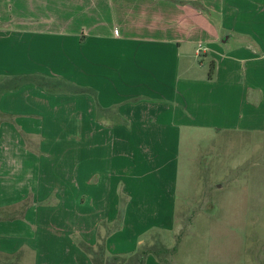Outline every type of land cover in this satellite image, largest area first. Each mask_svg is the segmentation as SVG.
Segmentation results:
<instances>
[{"label": "crops", "instance_id": "1", "mask_svg": "<svg viewBox=\"0 0 264 264\" xmlns=\"http://www.w3.org/2000/svg\"><path fill=\"white\" fill-rule=\"evenodd\" d=\"M227 3L0 0V264H94L79 242L130 259L177 235L180 132L211 116L200 103L212 87L241 96L242 125L263 122L248 94L264 95L252 78L264 65L237 80L255 51L205 14Z\"/></svg>", "mask_w": 264, "mask_h": 264}, {"label": "rangeland", "instance_id": "2", "mask_svg": "<svg viewBox=\"0 0 264 264\" xmlns=\"http://www.w3.org/2000/svg\"><path fill=\"white\" fill-rule=\"evenodd\" d=\"M226 1L227 5L205 14L215 20L212 23L216 28L232 23L236 29L231 37L232 44L235 47L247 45L255 51V57H247L245 63H240L241 69L237 66L234 69L236 79L243 82L244 71L251 66L264 65V0ZM226 15H232L233 20H222ZM241 30L252 31L258 37L251 33L245 37ZM257 38L260 45L256 43ZM228 47H225L226 53ZM226 55L230 57V64L231 57L237 53ZM204 63L198 68L208 74L212 62L205 60ZM252 78L257 84L262 82L264 85V75ZM240 87L248 88L241 84ZM230 91L228 88V97L223 98L219 96L220 89L212 87L207 96L209 100L200 103V108L210 110L211 116L200 118L204 123L191 132L181 129L178 172L185 193L182 197L179 195L174 226L177 235L174 236L171 230L157 236L171 248L154 241V245H146L140 250L153 248L169 261L167 264H264V95L248 92L251 101H258V111L262 109L258 115L263 113V122L256 126L257 122L249 117L248 123L244 119L242 125L241 96ZM261 91L264 94V86ZM225 111H231L232 116L225 115ZM251 123L255 128L250 126ZM57 138L55 144H62L61 137ZM75 148L78 144L70 151ZM66 151L69 150L62 145L56 147V160L63 159ZM104 225L107 227L106 223ZM105 230L113 229L107 227ZM119 262L110 259L108 264Z\"/></svg>", "mask_w": 264, "mask_h": 264}, {"label": "trees", "instance_id": "3", "mask_svg": "<svg viewBox=\"0 0 264 264\" xmlns=\"http://www.w3.org/2000/svg\"><path fill=\"white\" fill-rule=\"evenodd\" d=\"M215 70V64L214 62L210 65V74L214 73ZM104 243V242H103ZM101 243V245L98 247V251L93 253V250L91 248L87 247L84 242H79L80 246L85 248L90 252L92 255V260L94 264H108V261L110 259L114 261H120L118 264H145V260L149 254H154L157 257H160L159 253L157 251H153L152 248L143 249L142 251L138 252L133 258L125 259L120 257H114L110 256L107 251L105 245ZM165 247V246H164Z\"/></svg>", "mask_w": 264, "mask_h": 264}, {"label": "built area", "instance_id": "4", "mask_svg": "<svg viewBox=\"0 0 264 264\" xmlns=\"http://www.w3.org/2000/svg\"><path fill=\"white\" fill-rule=\"evenodd\" d=\"M199 51H201V50H199Z\"/></svg>", "mask_w": 264, "mask_h": 264}]
</instances>
